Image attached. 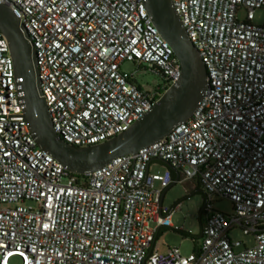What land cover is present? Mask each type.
<instances>
[{
	"label": "built area",
	"instance_id": "built-area-1",
	"mask_svg": "<svg viewBox=\"0 0 264 264\" xmlns=\"http://www.w3.org/2000/svg\"><path fill=\"white\" fill-rule=\"evenodd\" d=\"M172 2L207 71L196 112L166 138L81 180L38 145L0 33V264H264V24L254 23L264 0ZM0 5L27 33L53 128L72 146L129 130L181 77L143 0ZM124 62L163 83L143 90ZM173 171L206 197V222L187 256L161 252L155 240L180 211L163 206ZM214 197L230 201L233 213L214 211ZM238 229L254 237L253 247L238 250Z\"/></svg>",
	"mask_w": 264,
	"mask_h": 264
},
{
	"label": "water",
	"instance_id": "water-1",
	"mask_svg": "<svg viewBox=\"0 0 264 264\" xmlns=\"http://www.w3.org/2000/svg\"><path fill=\"white\" fill-rule=\"evenodd\" d=\"M153 25L171 46L181 67V77L159 103L129 130L105 143L80 148L68 144L55 132L42 97L35 52L20 20L0 5V33L10 44L16 76L26 104L25 117L38 145L69 173L95 172L114 158L137 152L169 136L196 112L206 89L207 71L198 50L189 40L172 0H143Z\"/></svg>",
	"mask_w": 264,
	"mask_h": 264
},
{
	"label": "rangeland",
	"instance_id": "rangeland-1",
	"mask_svg": "<svg viewBox=\"0 0 264 264\" xmlns=\"http://www.w3.org/2000/svg\"><path fill=\"white\" fill-rule=\"evenodd\" d=\"M240 18L244 17L241 13ZM254 23L257 25L264 24V10H256ZM121 70L133 76L134 81L145 91H152L158 85L163 83L162 77L145 70H138L137 65L132 62H124L121 65ZM166 165L154 167V170L163 172ZM181 181L176 182L169 190L166 191L163 200V206L171 209L175 206L180 207V211L176 212L172 217L175 229H183L197 239H200L202 226L206 222V197L202 190L197 187V183L190 180H185L181 177ZM158 185L156 186V188ZM213 210L231 215L233 213V205L230 201L214 197L212 202ZM155 228V224H151ZM233 240H238L243 243V246L238 250H243L245 247L250 248L255 244L253 236H246L240 229L233 231ZM157 245L161 252L167 251L169 248H178L181 254L187 256L194 250L195 244L190 238L183 237L174 229H168L157 240ZM11 264H19L17 258L12 259Z\"/></svg>",
	"mask_w": 264,
	"mask_h": 264
},
{
	"label": "trees",
	"instance_id": "trees-1",
	"mask_svg": "<svg viewBox=\"0 0 264 264\" xmlns=\"http://www.w3.org/2000/svg\"><path fill=\"white\" fill-rule=\"evenodd\" d=\"M174 174H175V171H173V175H174ZM76 176H77V178L80 179V180L86 178L85 176H82V175H76ZM174 179H175V183L178 182V181H180V179H177L176 177H175ZM175 183H174V184H175ZM174 184H173V185H174ZM173 185H172V186H173ZM172 186H171V187H172ZM171 187H170V188H171ZM170 188H168L167 190H169ZM167 190H166V191H167ZM162 229H163V228H162ZM162 229H159V230H158V232H157V234H156V238H155L156 241L159 239V237H160V236L163 234V232L165 231V230H162ZM176 231L179 232L183 237H185V238H190L193 242H194V241L196 240V238H197V237H194V236L191 235L190 233L185 232V231H183V230H176Z\"/></svg>",
	"mask_w": 264,
	"mask_h": 264
},
{
	"label": "crops",
	"instance_id": "crops-1",
	"mask_svg": "<svg viewBox=\"0 0 264 264\" xmlns=\"http://www.w3.org/2000/svg\"><path fill=\"white\" fill-rule=\"evenodd\" d=\"M175 177H176L177 179H180V181L182 180V179H181V176H180L177 172H175V174H174V178H175ZM165 194H166V191H165V193L163 194V198H162L163 200H164V196H165ZM172 224H173V228H165V229L163 228L162 230H168V229L183 230V229H175V228H174V227H175V226H174V223H172ZM201 230H202V229H201Z\"/></svg>",
	"mask_w": 264,
	"mask_h": 264
}]
</instances>
